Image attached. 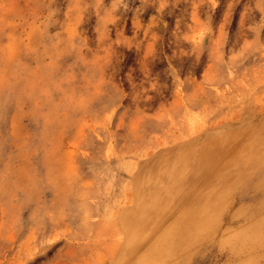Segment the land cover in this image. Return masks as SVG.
<instances>
[{"label": "rangeland", "instance_id": "rangeland-1", "mask_svg": "<svg viewBox=\"0 0 264 264\" xmlns=\"http://www.w3.org/2000/svg\"><path fill=\"white\" fill-rule=\"evenodd\" d=\"M128 1L0 0V264H264V0Z\"/></svg>", "mask_w": 264, "mask_h": 264}, {"label": "bare ground", "instance_id": "bare-ground-1", "mask_svg": "<svg viewBox=\"0 0 264 264\" xmlns=\"http://www.w3.org/2000/svg\"><path fill=\"white\" fill-rule=\"evenodd\" d=\"M128 1V0H127ZM130 1V0H129ZM128 1V2H129ZM184 2V1H183ZM187 3V2H186ZM188 3L190 4L191 3V1H188ZM103 4V3H102ZM128 4V3H127ZM129 5V4H128ZM131 5V4H130ZM186 5V4H185ZM144 6V5H143ZM129 7V6H128ZM185 7V6H184ZM118 8H119V6H118ZM126 8V7H125ZM151 9V8H150ZM204 9V8H203ZM119 10V9H118ZM117 10V11H118ZM127 11V10H126ZM188 11V10H187ZM47 12V11H46ZM162 12V11H161ZM84 13V12H83ZM117 13V12H116ZM157 13V12H156ZM158 15H160V14H158ZM130 17V16H129ZM118 19V18H117ZM131 19V18H130ZM136 19V18H135ZM186 21V20H185ZM116 23V22H115ZM121 24V23H120ZM218 25V24H217ZM84 26V25H83ZM146 26V25H145ZM84 28V27H83ZM246 27H244L243 29H245ZM47 32V31H46ZM172 33V32H171ZM141 34V33H140ZM173 38V37H172ZM189 45V44H188ZM181 46V45H180ZM253 49V48H252ZM133 51V50H132ZM155 54V53H154ZM165 62H166V60H165ZM137 63V62H136ZM167 64V63H166ZM168 68V67H167ZM153 69V68H152ZM152 71V70H151ZM150 71V72H151ZM156 71V70H155ZM154 76V75H153ZM193 76V75H192ZM60 80V79H59ZM208 84V83H207ZM6 85V84H5ZM158 91V90H157ZM107 98V97H106ZM7 110V109H6ZM94 143V142H93ZM117 163V162H116ZM95 188V187H94ZM93 197V196H92ZM70 219V218H69ZM72 219V218H71ZM79 227V226H78ZM126 243V242H125Z\"/></svg>", "mask_w": 264, "mask_h": 264}]
</instances>
